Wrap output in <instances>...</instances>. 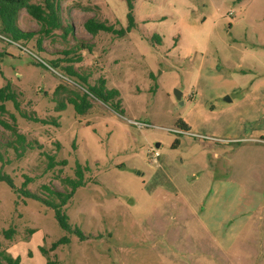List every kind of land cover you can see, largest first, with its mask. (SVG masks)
Here are the masks:
<instances>
[{
	"label": "rangeland",
	"instance_id": "374dc122",
	"mask_svg": "<svg viewBox=\"0 0 264 264\" xmlns=\"http://www.w3.org/2000/svg\"><path fill=\"white\" fill-rule=\"evenodd\" d=\"M58 1L63 22L74 27V35L63 39L62 32L55 31L43 40V52L37 45L39 37L22 48L0 40V51L9 54L1 62L0 88L11 84L21 104L20 112L6 103L7 113L0 112V120L33 144L18 153L16 137L0 124L4 161L0 170L15 184L12 189L0 182V252L11 248L13 241L29 240L30 231L38 229L45 234L42 243L24 253L26 261L35 256L34 264H264V151L247 147L248 140L240 142L241 147L217 144L198 128L174 131L188 107L200 100H190L199 69L182 57L181 49L173 51L172 41L178 42L179 34L164 44L149 29L133 30L120 39L105 32L93 36L84 27L91 18L116 29L127 27L125 0H95L99 7L91 0ZM191 1L197 15L204 13L208 20L189 33V41L210 34V48L221 47L215 24L222 18L221 34L232 28L229 39L247 44L252 53L254 47L262 51L264 0L222 5L218 0ZM154 5L160 6L156 0ZM18 23L26 32L40 30L26 10ZM81 43L87 49L75 50L72 57L80 56L82 61L71 65L82 74L91 73L90 85L104 78L107 88L118 90L123 115L93 97V108L78 115L67 101V91L59 96L67 107L59 109L54 100L57 87L78 94L88 87L70 79L63 69L50 67L51 61L64 60V52ZM250 59L242 66H253L264 75V59ZM68 64L63 61L61 66ZM152 152L159 153L156 162L151 161ZM48 156L67 165L50 169ZM77 163L89 167L86 185L65 210L84 240L61 229L52 208L19 192L26 177L33 180L28 190L44 199H52L44 186L68 192L64 181L76 177ZM7 231L14 232L10 239ZM65 237L68 243H58Z\"/></svg>",
	"mask_w": 264,
	"mask_h": 264
},
{
	"label": "crops",
	"instance_id": "0c3cea01",
	"mask_svg": "<svg viewBox=\"0 0 264 264\" xmlns=\"http://www.w3.org/2000/svg\"><path fill=\"white\" fill-rule=\"evenodd\" d=\"M91 1L96 7L98 6L95 0ZM234 1L236 0H218L220 5ZM156 2L160 6H155L154 0H136L135 30H152L148 33L157 37L159 42L162 41L160 44L170 41L179 34V41L176 43L172 41L173 51L181 49L182 57L188 58L193 66L199 69L196 93L190 96V100L194 102L196 97L200 100L188 107L183 121L188 131L193 128L205 130L208 132L207 136L223 146L238 144L241 147L239 143L248 140L251 144L247 147L264 151V75L257 74L253 66L250 68L242 66L245 61L252 60L250 57L257 56L264 59L262 56L264 47L258 52L254 47L255 52L252 53L253 49H249L247 44L236 38L229 39L228 32H231L232 28H229L226 34H221L220 24L224 22L222 18H218L217 23L215 22L216 31L220 32L217 37L221 47L210 48L212 41L210 34L199 40L192 38L189 41L187 39L189 33L197 30L199 23L205 24L208 20L207 16L204 13L198 16V8L191 0H156ZM217 11L220 12L219 7ZM127 14L128 12L125 13L126 19ZM174 27L176 29L171 32ZM165 31L170 33L169 37H165ZM188 41L191 44H188ZM182 45L184 48H181ZM227 97L231 101H226ZM196 120H199V124ZM44 235L38 229L31 230L29 240L13 241L12 247L6 252L13 258L19 257L22 264H34L35 256L26 261L24 253L26 250L31 252L39 248ZM31 241L37 244L32 245Z\"/></svg>",
	"mask_w": 264,
	"mask_h": 264
},
{
	"label": "trees",
	"instance_id": "16d2710c",
	"mask_svg": "<svg viewBox=\"0 0 264 264\" xmlns=\"http://www.w3.org/2000/svg\"><path fill=\"white\" fill-rule=\"evenodd\" d=\"M237 2H241L242 0H236ZM128 8L127 14V21L128 25L126 28L116 29L113 25L108 24L105 21L96 20L95 18L88 19L84 23V27L86 31L96 36L100 32H105L116 36L117 38H123L127 34L131 33L133 30L136 29L137 24L134 16L135 11V2L136 0H125ZM22 10H26L27 13L39 23L40 30L37 32H26L23 31L19 27V16ZM55 31H61L63 39H67L70 35H74V27L71 24H64L63 19L61 17V7L58 0H0V40L5 41L6 43L11 44H18L19 47H26L29 42H31L36 37L37 45L39 47V52H43V40L47 37H50L54 34ZM84 50L87 47L84 43L80 45L76 44L73 48L69 49L65 53L64 60H53L51 61L50 67L53 69H63L67 76L70 79H77L81 86L88 87L87 92L83 94H78L69 90L66 86L60 85L57 87L54 95L56 98L55 101L59 102V109L61 111L65 110L67 104L64 103V100H59V96L62 91H67L70 93V96L67 97V101L70 105H72L78 115H86L88 111L93 108V104L90 101V97L98 100L99 102L105 105H111L112 109L120 114L123 115L124 110L122 108V100L121 95L118 90L116 89H109L107 88V81L104 78L98 80V83L95 85L89 84V79L91 78V73H80L75 70L74 66L71 65L72 63H80L82 61L81 57L73 58L72 56L76 53L75 50ZM79 50V51H80ZM8 57L9 54L5 51H0V76L2 75L1 71V62L4 57ZM65 61L69 64L66 67H62L61 63ZM39 66L46 67L45 64L38 62ZM11 102L14 104L16 110L21 112V104L18 99V94L12 89L11 84L6 85L3 88H0V112L1 114L7 113L6 103ZM23 118L31 119L29 115L22 113ZM12 119L15 121L16 117L14 115L11 116ZM35 122H39L42 124H49L51 123L48 120H40L33 118ZM0 124L7 130H10L13 135L16 137V143L20 145L19 147H14V149L20 154L25 152L27 148H32L33 144L27 142V138L25 135L20 134L16 128L11 126L5 121L0 120ZM179 128L187 131V126L183 123H179ZM13 143L10 144V147ZM39 148L42 149V146L39 145ZM50 159L49 167L50 169L54 168L58 165H67L66 161L61 162L60 164L55 162V158L48 156ZM0 161L4 163L3 157L0 155ZM89 171V167L83 168L80 163H77L76 170H75V178H66L65 183L69 186L68 192H60L58 190L50 189L47 186L43 188L49 192V195L52 197L51 200L44 199L37 194L32 193L28 190L29 184L33 181L32 179L26 177L25 182L22 185V188L19 192L26 198H30L43 204L47 205L48 207L52 208L55 212L56 219L59 223L61 229L66 232H72L76 234L81 240L85 239L84 233L76 228L73 229L70 224L69 216L65 210V207L68 203L73 199L76 192L80 189L85 187V173ZM0 182L7 183L12 189H15L14 180L12 177L3 171L0 170ZM13 231H7L6 236L8 239L11 238ZM69 242L67 237L63 238L60 242L62 244H66ZM58 243L54 244L56 248ZM43 252H45L43 250ZM0 264H22L21 259L13 258L7 252H0Z\"/></svg>",
	"mask_w": 264,
	"mask_h": 264
},
{
	"label": "built area",
	"instance_id": "2783aa9c",
	"mask_svg": "<svg viewBox=\"0 0 264 264\" xmlns=\"http://www.w3.org/2000/svg\"><path fill=\"white\" fill-rule=\"evenodd\" d=\"M234 14V13H233ZM232 15V14H231ZM175 132H177V133H180L181 131L182 132H185V133H189V131L187 132V131H184V130H182V129H178V130H174ZM159 157V153H157V152H152L151 153V161L152 162H156V160H157V158Z\"/></svg>",
	"mask_w": 264,
	"mask_h": 264
},
{
	"label": "water",
	"instance_id": "95a60500",
	"mask_svg": "<svg viewBox=\"0 0 264 264\" xmlns=\"http://www.w3.org/2000/svg\"><path fill=\"white\" fill-rule=\"evenodd\" d=\"M176 96H177V99H178V100H181V99H182V94H181V93H179V94L177 93ZM225 100H226V101H231V99H230L229 97L225 98ZM159 146H160V145L158 144L157 147H159Z\"/></svg>",
	"mask_w": 264,
	"mask_h": 264
}]
</instances>
